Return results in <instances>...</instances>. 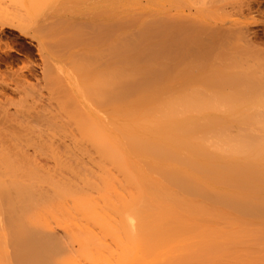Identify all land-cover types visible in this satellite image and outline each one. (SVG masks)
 I'll return each instance as SVG.
<instances>
[{
  "label": "bare ground",
  "instance_id": "bare-ground-1",
  "mask_svg": "<svg viewBox=\"0 0 264 264\" xmlns=\"http://www.w3.org/2000/svg\"><path fill=\"white\" fill-rule=\"evenodd\" d=\"M11 1L0 0V51L4 55L17 53L16 39L27 40L31 47L34 42L36 54L42 59V79L59 82L62 77L59 71L71 59L67 57L77 55L74 50L68 52L75 45V41L66 38L67 29H72L71 20L61 10L37 14L27 10L23 3ZM217 1L117 0L108 13L101 10L94 14L104 25L113 21L118 25L116 51L110 52L114 68L108 88L101 92L104 91L100 90L101 80L97 90L102 95L96 92L102 96L96 95L99 109L110 113L106 119L100 115L93 124L91 137L100 136L101 146L97 147L100 150L92 158L95 151L94 154L89 151L85 154L81 149L75 152L65 143L50 144L47 147L50 150L46 151L42 139L30 144L0 139V264H52L56 260L58 263L64 253L73 261L69 264H78L77 250L82 251L88 264H264V149L245 151L256 139H226L231 149L212 155L207 162L197 161L190 127L168 122L161 86L151 83L153 78L168 74L170 64L163 62L158 43L150 40L145 32L148 26L143 27L142 23L161 12L166 14L171 24L166 22L164 36L171 48L179 46V53L183 40H192L189 36L196 31L197 24L208 32L220 29L219 25L209 24L198 16L220 10ZM220 4L223 5L222 1ZM191 15L197 17L195 24L183 28L187 24L183 20ZM129 23L134 24V30L123 29ZM177 24L181 29L176 28ZM156 29L162 32V24ZM188 30H191L189 35ZM6 33L14 40H8ZM198 35L196 32L195 36ZM191 47L182 46L184 50ZM9 62L4 65L10 69ZM12 75L15 82H24L23 89L31 88L28 78H34L33 63L28 60ZM66 84L70 89L74 85ZM0 85L9 87L4 80H0ZM247 85L251 99L262 96L259 81L250 80ZM18 89L15 85L14 90ZM235 99L231 98L230 114L240 115L237 124H247V105L240 107ZM263 115L257 112L254 117ZM0 116L2 120L7 118L2 111ZM248 140L250 144L244 143V149H236L239 143ZM59 147L65 151H58ZM145 152H149V157ZM145 156L154 160H145ZM155 169H161L162 174ZM219 169L225 174L210 184L207 170ZM21 200L27 206L40 205L52 214L73 213L81 218L89 215L99 219L101 226L96 231L72 230L62 235L45 229L47 232L37 238L31 231L25 240L21 226L9 221L7 212L1 211L12 201L22 204ZM183 202L193 205L197 214L218 211L221 214L218 225H228L229 235L234 238L237 235L232 231L240 229L244 233L241 239L247 242L222 246L175 243L167 224L174 220V207L179 209ZM256 242L261 244L255 245ZM52 244L54 247L50 248ZM54 248L58 258L51 259L49 252Z\"/></svg>",
  "mask_w": 264,
  "mask_h": 264
},
{
  "label": "rangeland",
  "instance_id": "rangeland-1",
  "mask_svg": "<svg viewBox=\"0 0 264 264\" xmlns=\"http://www.w3.org/2000/svg\"><path fill=\"white\" fill-rule=\"evenodd\" d=\"M17 1L23 3L27 10L37 14L47 11L53 14V11L58 10L66 13L67 18L72 22V29H67L66 38L75 41V45L68 52L75 51L77 55L67 57L71 59L59 71L58 75L62 76L60 81L53 80V82L42 79V74H40L42 59L36 54L33 47L34 42L31 47L27 40H15V50L25 55L22 61L14 62L11 59L15 53L4 55L0 51V64H2L0 75L3 77L0 76V80L9 84V87L0 85V111L5 112L7 116L6 120H2L0 116V139H16L23 144L42 139L46 144L44 149L46 151L50 150L48 146H57L59 143L62 146V143H65L64 145L73 148L75 152L81 149L85 154L88 151L94 154L93 151H95V156L90 154L94 158L96 151L100 150L97 147L101 145L98 144L100 136L91 137V132L94 131L93 124L98 122L97 117L100 115L106 119L110 114L106 110H101V107L99 109L96 92L101 94V92H106L104 89L108 88V78L114 68L110 60V52L116 51L115 38L118 31L116 21L110 25L109 22H105L104 25L99 17H94V14L101 10L108 13L115 7L114 1L117 0ZM159 1L162 2V0ZM201 1L207 2L208 0ZM221 1L224 7L221 4L219 6ZM11 2H16V0ZM219 3L215 5L221 11L216 9L212 13L198 16L200 20H206L209 24L219 25L220 29L215 33L208 32L202 25L197 24L193 34L191 30L186 32L188 35L191 34L189 37L192 40L185 38L179 53V46L171 48L169 39L164 36L167 33L166 22L171 24L166 14L161 12V15L151 16L142 23L143 27L148 26V31L145 32L150 36V40L158 43L160 48L158 53L163 62L167 66L170 64L168 74L153 78L151 83L155 82L161 86L162 97L166 104L164 113L168 115V122L182 123L190 127L189 135L195 138L194 157L200 162H207L212 155L231 149L226 139H256L255 144L248 146L245 151L264 149V115L254 117L257 112L264 113V0H220ZM157 10L162 11V8L157 7ZM195 19L197 17L194 15L186 17L183 22L187 24H183L182 27L192 26L193 23L195 24ZM155 20L157 23L154 24ZM160 23L162 32L156 29ZM133 25L132 23L124 24L123 29L134 30ZM175 26L181 29L180 24ZM196 32L199 34L198 37L195 36ZM5 36L10 41L14 40L11 34L6 33ZM185 44L192 45V47L184 50L182 46ZM28 60L34 65L35 75L34 78H28L32 87L23 89L24 82L19 81L20 84L15 82L12 74L16 73ZM8 62L10 69L5 66ZM23 75L27 74L23 72ZM101 80L100 90L104 91L100 92L97 88ZM250 80L259 81L262 96L251 99L252 95L249 94L247 85ZM67 82L74 83L72 89L68 88ZM15 85H18V90H14ZM99 94L98 97L102 95ZM232 97H237L235 101L240 107L247 105L245 118L247 124L236 123L239 120V114L235 113L231 116L229 109L232 107ZM105 121L109 122V120ZM105 121L102 123H106ZM100 141L103 142V140ZM244 143L250 144V140L239 143L236 149H244ZM58 151L64 152L65 148L59 147ZM159 154L157 153L161 157V153ZM149 155L151 157V151ZM154 155L156 160L157 157ZM148 157L145 156V160H154L153 158L149 160ZM95 163L98 164V161ZM218 166L221 165L218 164ZM155 170L162 174L161 169L160 171ZM222 174H225L224 171L219 169L207 170L206 175L209 177L210 184H213L214 180ZM21 202L22 204L19 201H12L6 204L1 211L7 212L9 221L13 220L17 226H21L20 231L25 240L28 239L31 231L37 238L47 232L44 231L45 229L62 235V232L72 230L74 232L96 231L101 226L99 219L88 217L89 215L81 218L73 213L54 212L52 214L40 205L35 206V203L27 206L24 200ZM28 209L31 211L29 212ZM217 212L197 214L193 205L187 202H183L179 209L174 207L172 211L174 220L167 224L175 236L174 242L180 245L210 243L216 246L238 245L240 241L246 243L247 241L241 239L244 233L240 229L232 231L237 235V238H234L230 236L231 230L228 225H218L221 214ZM20 220H25V222L21 223ZM259 244L261 243H255V245ZM53 245H50V248L54 247ZM55 250L54 248L49 252L51 259L54 256L58 258ZM81 253V250L80 252L77 250L75 254L80 259L75 257V261L78 260V264H88L86 262L88 260H83ZM71 262L73 261L64 253L62 261L57 263L56 260L52 264Z\"/></svg>",
  "mask_w": 264,
  "mask_h": 264
},
{
  "label": "flooded vegetation",
  "instance_id": "flooded-vegetation-1",
  "mask_svg": "<svg viewBox=\"0 0 264 264\" xmlns=\"http://www.w3.org/2000/svg\"><path fill=\"white\" fill-rule=\"evenodd\" d=\"M23 58H25V55H24L23 53H20V52L18 51L17 53H15L14 56H12L11 59H12L14 62H16V61H22Z\"/></svg>",
  "mask_w": 264,
  "mask_h": 264
}]
</instances>
